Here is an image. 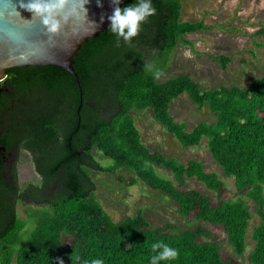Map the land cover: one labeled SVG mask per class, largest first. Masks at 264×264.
Returning a JSON list of instances; mask_svg holds the SVG:
<instances>
[{
  "label": "trees",
  "instance_id": "obj_1",
  "mask_svg": "<svg viewBox=\"0 0 264 264\" xmlns=\"http://www.w3.org/2000/svg\"><path fill=\"white\" fill-rule=\"evenodd\" d=\"M134 2L122 0L120 7ZM151 2L156 14L130 44L117 40L109 20L83 41L72 56L75 77L54 64L4 69L5 89L11 91L4 93L0 86V145L28 153L38 180L19 183L15 168L3 176L0 167V264H58V258L64 264L94 259L151 264L157 254L152 245L158 242L179 252L177 259L159 264H239L222 256L220 243L199 223L179 232L168 221L151 227L139 209L112 219L88 169L107 173L123 186L139 180L160 190L186 220L220 223L237 254L245 252L251 217L246 199L252 201L257 221L250 227L252 245L245 256L248 264H264V74L243 85L212 88H201L187 74L155 79L154 71L166 69L177 43L191 46L183 33L203 26L200 20L179 19L180 0ZM255 33L264 34V26ZM209 56L222 67L230 59L222 53ZM149 64L153 71L146 70ZM181 92L197 107L205 103L214 120L191 127L175 120L168 103ZM14 97H25L28 106L11 104ZM146 107L181 146L197 145L204 137L209 156L232 178L237 194L225 196L224 181L214 170H204L200 160L178 161L148 148L133 119ZM93 148L109 161L94 158ZM120 167L132 174L119 172ZM189 177L211 190L213 198L184 186ZM17 204H23L24 218L16 213Z\"/></svg>",
  "mask_w": 264,
  "mask_h": 264
},
{
  "label": "rangeland",
  "instance_id": "obj_2",
  "mask_svg": "<svg viewBox=\"0 0 264 264\" xmlns=\"http://www.w3.org/2000/svg\"><path fill=\"white\" fill-rule=\"evenodd\" d=\"M180 4L179 19L200 20L203 27L183 33V37L192 42L191 46L176 44L171 60L158 80L187 74L201 88H212L220 84L243 85L264 74V34L255 33V29L264 26V0H180ZM218 53L230 56L223 67L209 56ZM168 112L175 120L184 121L189 127L198 121L208 123L215 118L205 103L197 107L185 92L170 99ZM133 119L140 140L148 148L157 149L165 156L174 157L178 161H185L188 158L200 160L204 170H214L224 181L227 188L225 196L233 197L237 194L232 178L225 177L218 164L209 156L204 137L200 138L197 145L181 146L153 118L149 107L135 114ZM91 154L101 163L109 161L95 148L91 150ZM20 156L17 165L18 182L26 180L36 182L38 175L27 160L26 153H21ZM155 170L171 177L170 173L158 166H155ZM118 171L132 174V171L125 167H120ZM88 173L94 181L95 192L101 206L112 219L134 214L135 210L139 209L151 227L168 221L175 223L172 231L179 232L194 223H199L209 230L211 239H216L220 243L222 256L238 260L239 264H248L245 252L252 245L249 230L257 221L252 201L246 199L251 217L245 233V252L237 254L232 251L220 223H210L202 219L186 220L178 213L176 203L160 190L151 188L139 180L123 186L107 173L92 169H88ZM184 186L194 187L213 198L212 191L193 177L186 178ZM16 213L22 218L26 216L23 204L16 205ZM64 237L65 241L69 242V237Z\"/></svg>",
  "mask_w": 264,
  "mask_h": 264
},
{
  "label": "water",
  "instance_id": "obj_3",
  "mask_svg": "<svg viewBox=\"0 0 264 264\" xmlns=\"http://www.w3.org/2000/svg\"><path fill=\"white\" fill-rule=\"evenodd\" d=\"M31 2L0 0V78L6 67L28 64H54L75 77L72 56L83 41L106 26L113 0H67L57 17L61 28L56 35H50L42 18L28 10Z\"/></svg>",
  "mask_w": 264,
  "mask_h": 264
},
{
  "label": "clouds",
  "instance_id": "obj_4",
  "mask_svg": "<svg viewBox=\"0 0 264 264\" xmlns=\"http://www.w3.org/2000/svg\"><path fill=\"white\" fill-rule=\"evenodd\" d=\"M122 0H113L115 5L113 13L108 17L110 21L108 29L119 41L123 38L125 43L130 44L132 39L142 31V25L148 22V18L156 14L151 0H135L133 4L120 7ZM67 0H33L28 5V10L33 12L35 18H42V24L50 35L59 34L61 24L57 18L64 10ZM67 17H65V20ZM154 66L146 65L147 71H153ZM155 79H160L162 70H155ZM153 252L157 253L151 257V264H159L160 261L175 260L179 252L167 244L158 242L152 245ZM159 250V251H158ZM71 258V257H70ZM78 259V258H77ZM58 264H64L63 259L58 258ZM91 264H103L100 259H94Z\"/></svg>",
  "mask_w": 264,
  "mask_h": 264
},
{
  "label": "flooded vegetation",
  "instance_id": "obj_5",
  "mask_svg": "<svg viewBox=\"0 0 264 264\" xmlns=\"http://www.w3.org/2000/svg\"><path fill=\"white\" fill-rule=\"evenodd\" d=\"M6 77H7V72L4 70V75L0 78V86H2V88H4V93H9L11 91V89H9V90H6L5 89V86H6L5 85L6 84L5 78ZM10 103L11 104H13V103H20L23 106H28L25 97H23V98L14 97L13 99L10 100ZM17 105H19V104H17ZM6 115H7V113H6ZM21 153H26V152H24V151L19 152L15 148H12L11 151H6L3 148V146L0 145V167L2 166L3 169H4V172L1 173L3 176L6 175V171H8L9 169L15 168V170H16V179L18 181V178H17V176H18L17 165L19 163V160L21 159V156H20ZM28 156H29V154L26 153V158H27V160L30 163V160H29V157ZM7 179H9V178H7Z\"/></svg>",
  "mask_w": 264,
  "mask_h": 264
}]
</instances>
